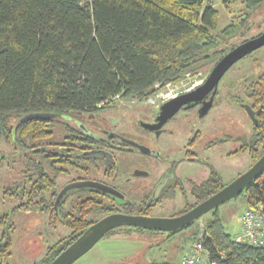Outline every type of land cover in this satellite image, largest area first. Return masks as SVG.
I'll use <instances>...</instances> for the list:
<instances>
[{
	"label": "flooded vegetation",
	"instance_id": "flooded-vegetation-1",
	"mask_svg": "<svg viewBox=\"0 0 264 264\" xmlns=\"http://www.w3.org/2000/svg\"><path fill=\"white\" fill-rule=\"evenodd\" d=\"M261 18L252 11L236 18L235 23L242 24L230 39L241 36L230 41L227 48L263 34L264 15ZM252 26L257 32L244 37ZM263 50L264 44L234 61L198 101L181 105L167 118L160 116L162 104L202 85L224 53L210 66H202L204 71L197 73L192 87H180L196 77L191 74L190 78L184 75L176 82H167L174 88L166 99L151 103L148 97L130 98L133 104L111 107L110 103L104 107L100 103L99 110L53 117L63 123H53L49 139H25V154L17 155L20 159L16 160H20L25 170L18 172L14 184L3 188V201L10 200L13 204L10 212L46 213L51 226L60 224L67 228L68 234L56 242L70 236V243L79 235L76 238L72 235L65 215L71 219L86 216L87 228L110 213L175 217L191 210L238 176L230 178L235 171L224 160L246 153L252 165L264 153ZM96 113V121L90 124L83 121V115L92 118ZM239 123L248 127L238 132ZM34 182L38 185L33 186ZM75 183L80 185L67 187ZM168 206V215L152 214L153 210L169 209ZM218 206L206 213L212 215ZM1 210L4 209L0 207ZM10 212L0 216V258L3 256L0 263L10 255L15 228ZM191 223L170 231L125 225L103 236L111 240L134 229L147 236L162 235V241L166 242L192 226ZM110 246L105 248L110 250ZM132 253L136 258L132 264H141L142 258L137 256L141 250L129 254ZM120 255L102 264H122L128 255ZM170 262L155 264H173Z\"/></svg>",
	"mask_w": 264,
	"mask_h": 264
},
{
	"label": "trees",
	"instance_id": "trees-1",
	"mask_svg": "<svg viewBox=\"0 0 264 264\" xmlns=\"http://www.w3.org/2000/svg\"><path fill=\"white\" fill-rule=\"evenodd\" d=\"M81 1L0 0V136L16 155L25 154L26 138L49 139L53 123H63L21 122L22 116L92 112L116 97L145 99L155 83L176 82L214 63L230 49L222 42L242 24L223 27L219 40L213 29L220 13L208 0ZM262 1L241 0L245 11ZM240 195L245 209L264 215V170ZM85 217H64L75 238ZM205 224L203 245L219 264H264V244L236 241L217 210ZM69 240L48 247L34 264H47Z\"/></svg>",
	"mask_w": 264,
	"mask_h": 264
},
{
	"label": "rangeland",
	"instance_id": "rangeland-1",
	"mask_svg": "<svg viewBox=\"0 0 264 264\" xmlns=\"http://www.w3.org/2000/svg\"><path fill=\"white\" fill-rule=\"evenodd\" d=\"M86 0H82L84 2ZM210 5L217 9L220 13L219 21L217 26L213 29V32L219 34V31L229 25L230 23L237 22L236 18L241 17L242 15L247 16L242 5L241 0H208ZM254 15H259L260 19L264 15V2L261 3L253 11ZM245 13V14H244ZM249 14V13H248ZM264 27V24H263ZM257 32L254 26L249 27V30L245 31V36H252ZM241 35L235 37L239 39ZM219 40H222L220 34L218 35ZM235 39L224 40L221 44L225 47L230 41ZM264 51V50H263ZM204 70H201L203 72ZM191 73L192 76H196L197 73ZM190 73V72H188ZM228 73V72H227ZM186 76V74H185ZM191 86V83H181L180 87L188 88ZM149 102V101H148ZM111 107L122 106L125 104L131 103L130 98H116L111 103ZM98 114L89 117L83 115L82 119L85 123L90 124L94 120L96 121ZM241 129H238V132H242V129L248 127L246 125H241ZM0 153L1 161L0 164V207L4 210L0 211V216L6 213H9L11 210V201H3L2 190L6 187L7 184H14L16 178H19L21 169L24 167L19 161H16L19 158L13 152V147L7 144L4 139L0 136ZM23 155V151L22 154ZM226 165L232 166L234 169L233 178L236 174L244 172L250 165L251 159L248 157V154H238L232 160L225 162ZM66 181V180H65ZM4 203V204H3ZM16 204V202H14ZM11 206V207H10ZM169 208V206H168ZM246 208L242 196L239 194L234 198L225 201L220 204L217 208L219 217L222 219L227 231L234 235L239 229V215ZM169 209L162 210H153L152 214L156 216H166L169 212ZM11 214V223L14 224V231L11 234V247L10 255L0 264H34L42 260L49 246L53 245L59 238L68 234L67 228L65 226H60V224L50 225L48 222V217L46 213L29 210V211H14L10 212ZM211 215L208 213L203 214L199 219L195 220L196 222L191 223L192 226H188L185 230L177 233L173 236L171 241L163 242V236H147L143 231H136L134 229L130 230L125 235L120 237H112L111 240L108 239V236H103L98 240L94 246L89 249L84 255L79 257L72 264H102V261L114 259L116 255L121 254L128 255L131 251L141 250L142 262L141 264H155L156 262L162 261H171L173 264H182L183 258L189 254L190 249L196 244V242L201 241L204 237L205 228H206V219ZM114 238V240H112ZM108 240V241H107ZM112 241V242H111ZM111 242V243H110ZM146 243V244H144ZM111 245L110 250H108L106 245ZM145 245V246H142ZM108 250V251H107ZM120 255V256H121ZM132 254H129L126 257V261L122 264H132L136 258L132 257ZM146 259V262L144 259ZM149 259L150 261H148ZM156 261V262H151Z\"/></svg>",
	"mask_w": 264,
	"mask_h": 264
},
{
	"label": "water",
	"instance_id": "water-1",
	"mask_svg": "<svg viewBox=\"0 0 264 264\" xmlns=\"http://www.w3.org/2000/svg\"><path fill=\"white\" fill-rule=\"evenodd\" d=\"M264 44V33L256 38L238 44L226 51L210 70L206 81L195 89L170 98L161 106L160 116L170 117L181 105L198 101L201 96L213 86L228 67L237 59L253 49ZM54 113H30L22 116L20 121L35 117L53 118ZM264 170V153L243 173L225 185L215 194L209 196L191 210L175 217H151L130 215L124 213H110L84 229L79 236L63 248L47 264H72L85 254L107 231L119 226H136L141 228L170 231L191 223L212 208L239 195L251 180ZM80 184H70L72 187Z\"/></svg>",
	"mask_w": 264,
	"mask_h": 264
},
{
	"label": "built area",
	"instance_id": "built-area-1",
	"mask_svg": "<svg viewBox=\"0 0 264 264\" xmlns=\"http://www.w3.org/2000/svg\"><path fill=\"white\" fill-rule=\"evenodd\" d=\"M186 77L190 78V73H186ZM198 76L193 77L189 83L196 80ZM182 82V81H181ZM180 82V83H181ZM193 85V84H191ZM192 87V86H191ZM174 87L170 84H165L161 87L159 82L155 83L153 89L155 92L148 96L147 100L151 103L156 100L166 99L173 92ZM239 229L234 233L236 241L248 242L250 245L260 246L264 244V215L258 210L244 209L240 214L239 219ZM220 255V258H223ZM182 264H219L215 259H212L209 252L203 245V241L196 242L192 249H190L189 254H187L183 260Z\"/></svg>",
	"mask_w": 264,
	"mask_h": 264
}]
</instances>
